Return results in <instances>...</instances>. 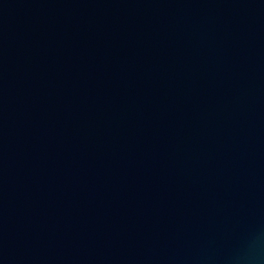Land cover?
Segmentation results:
<instances>
[{
	"label": "water",
	"instance_id": "obj_1",
	"mask_svg": "<svg viewBox=\"0 0 264 264\" xmlns=\"http://www.w3.org/2000/svg\"><path fill=\"white\" fill-rule=\"evenodd\" d=\"M0 264H264V0H0Z\"/></svg>",
	"mask_w": 264,
	"mask_h": 264
}]
</instances>
